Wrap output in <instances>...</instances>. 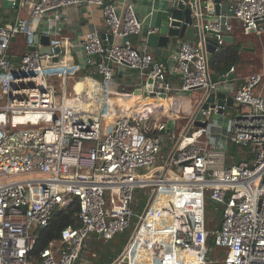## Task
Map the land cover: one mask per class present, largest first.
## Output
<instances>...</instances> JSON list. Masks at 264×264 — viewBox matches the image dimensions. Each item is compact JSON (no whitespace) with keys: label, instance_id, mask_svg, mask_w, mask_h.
Masks as SVG:
<instances>
[{"label":"built area","instance_id":"built-area-1","mask_svg":"<svg viewBox=\"0 0 264 264\" xmlns=\"http://www.w3.org/2000/svg\"><path fill=\"white\" fill-rule=\"evenodd\" d=\"M29 3L28 16L0 23V264H89L82 253L90 241L111 239L132 224L122 251L99 264H264V70L235 88V113L225 115L226 105L216 103L201 109L205 125L181 132L164 155L161 134L153 131L165 129L161 117L176 114L155 106L151 116L136 106L152 98L150 91L160 99L193 89L225 92L228 79L210 78L204 38L183 40L164 62L140 36L142 21L128 0ZM84 4L101 6L110 38L96 30L84 35V66L93 70L69 84L81 66L60 36L56 13ZM232 18L244 32L256 30L264 0H234L225 15L200 26L213 31L219 46ZM34 34L49 36V52L40 43L27 49ZM18 36L26 43L14 61ZM119 66L136 71L139 81L122 86L115 78ZM77 82L83 89H75ZM127 95L138 98L129 103L122 99ZM142 115L150 118L140 122ZM230 142L246 146L249 157L229 162ZM138 188L150 197L140 212ZM207 199L218 201L217 227L207 223ZM74 200L78 224L66 225L59 240L32 254L35 229ZM209 237L224 256L207 257Z\"/></svg>","mask_w":264,"mask_h":264},{"label":"crops","instance_id":"crops-1","mask_svg":"<svg viewBox=\"0 0 264 264\" xmlns=\"http://www.w3.org/2000/svg\"><path fill=\"white\" fill-rule=\"evenodd\" d=\"M30 0H20L17 8L12 6L4 7L2 1L0 0V23L8 24L12 22L16 17L28 16L30 9ZM133 3L134 9L137 13V16L142 21V31L140 36L145 38L148 46L154 54V57L157 60L169 62L170 56L178 48L176 47L168 55L155 52V44L158 36V29L161 24V20L167 14V4L169 0H128ZM234 0H221L220 3V14L212 13V7L203 8L200 10L201 17L199 19L200 25L207 20L215 19L219 15H225L228 12L230 4ZM116 5L121 7V4L118 1H115ZM210 3L211 0H208ZM57 17H59L60 24V36L66 37L69 45V49L72 53L73 63H76L81 66V69L77 73V78L81 77L83 73H88L93 70L92 67L84 66V53L81 47V40L84 35L89 32L96 30L99 32L102 37L107 36L110 38L108 27L105 24L103 12L100 5L90 4V5H69L67 7H62L57 9ZM232 24V29L225 33V35L232 36L230 42L225 41V43H234L238 44V53L239 61L230 69V72L234 73V77L229 80V87L226 89V95H232L235 88L242 82L243 78L253 72H259L264 70V21L259 23V26L256 30H252L248 33L244 32L241 22L238 19H230ZM148 28L156 29L155 32L147 34L146 31ZM137 37H133V42L136 43L138 40ZM199 37V36H198ZM197 37V38H198ZM196 38V39H197ZM112 41L120 43L123 41L122 37H113ZM189 38L183 37V40H188ZM26 38L18 36L14 40V48L12 59L18 61L19 57L16 54H20L21 51L25 48ZM23 44V49L20 50V46ZM85 68V69H84ZM168 73V77L171 81L175 82L178 80L179 75L171 71ZM229 72V73H230ZM228 73V74H229ZM116 80L124 87H131L133 82H138L136 71L129 69L126 66H119L116 69L115 74ZM89 87V86H87ZM204 91L202 89H193L188 92H176L175 94L165 95L164 99H161V102L166 101V97L169 98V102H164L160 105V111L162 113L171 112L176 114L180 112V115L176 114L171 118L162 117L163 121L171 120L174 124L177 121L182 123L181 132L184 130L193 129V118L194 114L200 107L201 97ZM264 95V91H263ZM154 98V97H153ZM155 99L160 100L155 97ZM225 115L233 114L236 112L237 107L233 102V105H226ZM172 111H176L173 113ZM179 118V119H178ZM219 131L223 129H216L215 139L221 140L222 136L219 137ZM171 135V132H169ZM218 135V136H217ZM176 141V140H175ZM173 142V144L175 143ZM171 145V147L173 146ZM169 148V151L171 149ZM168 151V152H169ZM167 152V153H168Z\"/></svg>","mask_w":264,"mask_h":264},{"label":"trees","instance_id":"trees-1","mask_svg":"<svg viewBox=\"0 0 264 264\" xmlns=\"http://www.w3.org/2000/svg\"><path fill=\"white\" fill-rule=\"evenodd\" d=\"M238 47V44H229L224 42L223 44L219 45L214 51H212L208 59L209 72L216 73L218 76L228 74L230 72V69L234 68V66H236L239 61ZM83 85L84 83L77 82L75 85V89L79 91L83 89ZM128 91H130V89ZM141 103L142 104H140L139 106H136V110L140 112L141 108L142 112H153L154 115L151 116H157L156 112L154 111V107H160V105H162L164 102H161V100L156 101L155 97H152L142 100ZM139 118V121L141 122L142 120L149 119L150 117H145L142 115ZM153 134L160 135L161 133L160 130H155L153 131ZM228 150L231 156L228 159L229 162L249 157V152L246 146L230 142ZM137 196H139V199L138 204L135 205V210L137 212H140L147 202V195L140 191L138 192ZM206 206L207 208L208 206H210L214 213L211 217L213 218V222H209L207 219V223L208 225L214 227V225L219 222V218L221 215L219 211V206L211 199H207ZM78 212L79 206L77 201L75 200L64 208H58L54 210L49 223L44 227L35 229L36 238L31 253L36 256L39 255L40 250L44 248L51 240H59L60 231L63 227L69 224L77 225ZM133 227L134 225L132 224L123 231L116 233L111 239L108 240H105L103 238H96L90 241L89 245L93 244L94 251L96 252V259H94V264H99L104 261H108L118 255L122 251L129 237L131 236ZM207 247L208 258L224 256L223 250L212 243L211 237H209L207 240ZM89 255L90 263H92L93 257L91 255V249Z\"/></svg>","mask_w":264,"mask_h":264},{"label":"water","instance_id":"water-1","mask_svg":"<svg viewBox=\"0 0 264 264\" xmlns=\"http://www.w3.org/2000/svg\"><path fill=\"white\" fill-rule=\"evenodd\" d=\"M4 7L12 6L17 8L20 0H1ZM220 3L221 0H169L167 4V14L161 20L160 27L158 29L157 41L155 44V52L168 55L176 47H178L183 37L189 39H196L198 36H202L205 41V47L207 51V58L209 59L210 54L214 51L218 45L215 37H213V31L207 32L205 29L201 28L197 12L201 9L212 7V13L220 14ZM102 36V35H101ZM225 41L230 42L232 36L223 35ZM28 42H33L27 45V49H36L38 47L37 43L42 44L39 47L41 52H49L50 49L47 44L50 42L49 36L45 34H34L33 36H28ZM55 50L58 51L59 47L56 46ZM56 58L54 57V60ZM234 77V73L230 72L227 75L218 76L216 73L210 72V78L212 81L231 79ZM148 82L152 81L151 77L147 78ZM140 91V89H138ZM149 95H154V92L150 91ZM164 96V94H162ZM200 107L198 110L192 114L194 126H204L206 122L199 120L201 115V109L207 108L208 106H213L215 103L217 105H233V97L231 95H226L221 91H206L201 97ZM212 110V109H211ZM212 112V111H211ZM221 109H218V113H222ZM174 129L173 122L167 121L166 127L160 132L168 131L171 132ZM213 202L218 204L216 199H212Z\"/></svg>","mask_w":264,"mask_h":264},{"label":"rangeland","instance_id":"rangeland-1","mask_svg":"<svg viewBox=\"0 0 264 264\" xmlns=\"http://www.w3.org/2000/svg\"><path fill=\"white\" fill-rule=\"evenodd\" d=\"M23 49V44H21L20 46V50ZM77 77L73 78L72 80H70L69 84L72 83L74 80H76ZM80 78V77H78ZM59 87V85H58ZM131 92V91H129ZM157 98V97H156ZM166 99L168 100L167 102H169V98L166 97ZM134 100H131L130 102H132ZM156 101H158L156 99ZM2 102H4V99L2 100ZM162 102H166V101H162ZM173 113H176V111H172ZM170 114L172 115V113L170 112ZM178 115H180V112L179 113H176ZM162 120V117L160 118ZM179 119V118H178ZM150 121L153 122V119H150ZM167 121H170V120H167ZM151 122V123H152ZM173 122V121H171ZM167 123V122H166ZM173 126H174V129L171 131V135L169 134L168 131H164V132H160L161 133V138H162V145H161V150H162V154H167V152L169 151V148L171 147V145L173 144V142L178 139L180 133H181V128H182V123H180V121H177L176 124L173 123ZM138 192L142 191L143 189L142 188H138L137 189ZM147 201L149 202L150 201V197L147 196ZM206 213H207V219L209 222H213V218H211L213 216V211H212V208L210 206H206ZM216 223V222H215ZM219 222L216 223V227L218 226ZM211 226V225H209ZM90 249H91V255L93 257L92 259V263L94 262V259H96V252L94 251V246L93 244L92 245H87L82 253V258L84 259H88V263H90V260H89V253H90ZM216 259H219L221 257H215Z\"/></svg>","mask_w":264,"mask_h":264},{"label":"bare ground","instance_id":"bare-ground-1","mask_svg":"<svg viewBox=\"0 0 264 264\" xmlns=\"http://www.w3.org/2000/svg\"><path fill=\"white\" fill-rule=\"evenodd\" d=\"M128 96H129V95H127V96H123L122 99H123V100H126V101H129V100H135V99L138 98V96H135V95H134V97L131 96V95H130L129 97H128ZM152 97H157V96H156V95H152ZM157 98H158V97H157ZM158 99H160V98H158ZM160 100H161V99H160ZM166 101H167V100H166ZM129 103H131V102L129 101Z\"/></svg>","mask_w":264,"mask_h":264}]
</instances>
